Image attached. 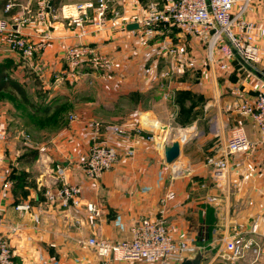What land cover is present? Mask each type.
<instances>
[{"label":"crops","instance_id":"0c3cea01","mask_svg":"<svg viewBox=\"0 0 264 264\" xmlns=\"http://www.w3.org/2000/svg\"><path fill=\"white\" fill-rule=\"evenodd\" d=\"M9 1L0 0L2 14L9 20L29 18L19 25L21 34L46 45L28 57L12 50L0 34V65H7L11 78L24 86L37 107L48 105L50 113L59 114L55 122L28 104L0 101V133L7 134L0 139L1 232L8 234V225L18 228L9 234L15 264H97L100 257L88 245L89 238L129 239L132 227L144 220H163L176 239L189 238L206 252L202 264H264V140L248 117L227 110L236 98L252 100L264 87L256 70L264 64V36L255 30L260 51L255 69L224 42L216 46L222 60L215 54L209 66L202 56L209 36H189L171 22L156 24L149 36L141 27L128 30L130 22L140 23L146 14L141 0H112L105 27L98 30L88 22L84 35L62 13L63 6L70 5L76 14L74 6L83 0H62L48 11L45 23L36 24L31 20L38 0H13L15 6L5 12ZM245 19L264 26V0H251ZM78 44L109 54L112 70L102 73L85 66L80 79H73L65 53ZM223 60L228 68L222 71L216 63ZM95 120L129 129L142 120L154 130L168 126L172 141L124 143L102 131L98 140L116 144L119 160L94 185L78 163L93 142ZM229 123L243 125L256 146L233 155L228 174L213 180L207 160L221 151L232 131H227ZM188 128L198 135L181 144L177 161L167 163L165 145L178 140L177 129ZM129 148L134 155L127 154ZM58 163L67 166V182L84 188L82 205L71 212L47 194L63 183L57 180ZM7 181L11 186L6 187ZM170 190L176 197L166 200ZM24 202L31 209L22 214L15 206ZM89 202L97 203L99 215L87 211ZM235 232L253 243L244 257L230 262L223 257L224 238ZM111 264L146 263L111 260Z\"/></svg>","mask_w":264,"mask_h":264},{"label":"built area","instance_id":"2783aa9c","mask_svg":"<svg viewBox=\"0 0 264 264\" xmlns=\"http://www.w3.org/2000/svg\"><path fill=\"white\" fill-rule=\"evenodd\" d=\"M112 0H84L75 4L76 14L71 12L70 5L63 6L62 13L65 18L71 19V24L80 29L81 35L86 34L88 22L97 26L98 30L106 25L107 13ZM163 0V3L151 2L145 16L140 22L141 29H145L149 36L153 26L160 22H171L181 28L189 36L206 38L209 36V56L210 62L215 61V48L224 42L238 58L255 69L260 57L259 47L256 43L257 30L260 36H264V26H258L255 22L245 19L249 10L251 0ZM15 6V2L10 0L5 12H9ZM37 11L32 23H45L48 11L51 9L49 0H38ZM91 13L94 18L91 19ZM29 18L15 16L9 20L0 10V34L5 36V40L12 50L21 52L23 55L32 57L45 47V41L33 42L25 38L19 29L22 22ZM149 38V37H148ZM174 52V50H171ZM65 59L69 66V75L73 79L80 77V70L84 66L109 73L114 65L113 58L97 48L88 44H78L69 46L66 49ZM226 67V64L221 66ZM264 79V64L256 68ZM227 110L240 113L250 119L255 130L264 140V87L258 89L252 100L242 97L236 98L227 105ZM74 118V116H72ZM94 133L92 135L90 149L85 158L78 166L86 177V180L94 185L99 182L104 172L112 169L119 160V150L116 144L108 141H99L102 131L110 132L124 143L132 141L140 142L142 139L155 140L158 138L159 145L172 141L171 134L168 133V126L163 129L154 130L145 120L140 122L137 128L129 129L123 124L95 120L92 123ZM198 133L192 129H177L175 138L180 144L194 138ZM7 138L6 133H0V139ZM25 138L30 140V134H25ZM256 144L250 138L243 125L234 127L225 141L221 151L207 160V165L211 168L213 180L224 178L230 170V158L235 154H246L255 148ZM127 154L134 155V149H127ZM55 172L57 180L63 183L55 190L48 192L51 200L58 201L65 211L71 212L82 205L81 195L83 186L80 183L66 181L67 166L58 163ZM176 171H174L175 173ZM6 187L11 186V182L5 183ZM205 187L206 184H203ZM176 192L170 190L166 194V200L175 199ZM217 198H211L216 200ZM20 213H25L31 209L29 203H19L15 206ZM86 209L90 214L99 215L100 210L95 202L86 204ZM79 220L76 221L78 223ZM3 224L0 220V264H15L14 253L10 244V233H16V225H8L7 233L1 232ZM88 245L94 248L100 261L97 264H111V260L125 261L136 260L146 264H179L185 257L197 252L199 247L187 239H176L163 220H144L132 227V236L129 239L112 240L104 237H91L87 241ZM253 242L245 241L242 234L235 232L224 238L223 257L230 262H235L245 256L246 249Z\"/></svg>","mask_w":264,"mask_h":264},{"label":"trees","instance_id":"16d2710c","mask_svg":"<svg viewBox=\"0 0 264 264\" xmlns=\"http://www.w3.org/2000/svg\"><path fill=\"white\" fill-rule=\"evenodd\" d=\"M62 0H53L51 8H56ZM1 10V9H0ZM9 99L13 101L15 104H28L32 107L36 108L35 113L39 112L42 113V116L44 119L54 120L55 122L58 119V112L53 111L50 113V106L44 107L41 105L37 107L27 96L26 90L24 86L11 78L8 72V67L5 64L0 65V100L2 99ZM42 118V119H43Z\"/></svg>","mask_w":264,"mask_h":264},{"label":"water","instance_id":"95a60500","mask_svg":"<svg viewBox=\"0 0 264 264\" xmlns=\"http://www.w3.org/2000/svg\"><path fill=\"white\" fill-rule=\"evenodd\" d=\"M53 0H50L49 6L51 7ZM139 22H130L127 25L128 30H138L140 29ZM166 162L171 164L177 161L181 154V144L178 140L173 141L170 144H166L164 147ZM206 252L198 250L197 252L185 257L179 264H202Z\"/></svg>","mask_w":264,"mask_h":264},{"label":"rangeland","instance_id":"374dc122","mask_svg":"<svg viewBox=\"0 0 264 264\" xmlns=\"http://www.w3.org/2000/svg\"><path fill=\"white\" fill-rule=\"evenodd\" d=\"M84 1V0H83ZM149 1L150 0H141V2L145 5V9H146V11H147V9H149V6H150V3H149ZM242 2H243V0H240L238 3L239 4H242ZM111 3H112V1H111ZM203 48H202V56H203V58L205 59V61L208 63V65L210 66V62H209V60H208V56H209V45H204V46H202ZM219 50H220V48H219ZM219 50H217L216 48H215V54H216V58L218 59V61H220V60H222V59H220L219 60V56H218V51ZM220 56H224L222 53H220ZM223 64H226V67L225 68H222L221 66L223 65ZM228 63H227V61H225V60H223L222 62H220V64L219 63H216V65L218 66V68L220 69V70H226L227 68H228V65H227ZM85 67V66H84ZM89 67V66H88ZM81 72V71H80ZM80 76H81V73H80ZM80 79V77L78 78V79H76V80H79ZM260 89V88H259ZM1 101V100H0ZM239 115H240V113H239ZM211 123V122H210ZM229 125V127H228V129H227V131H230L229 129H233V127H235L236 125L234 124H231V123H229L228 124ZM205 129H206V127H205ZM207 130H209V126H208V128H207ZM31 138V137H30ZM211 144H213V143H211ZM179 159V158H178ZM177 159V160H178Z\"/></svg>","mask_w":264,"mask_h":264}]
</instances>
